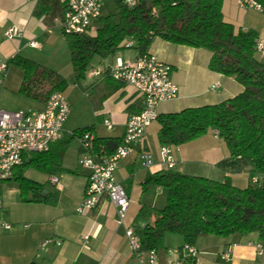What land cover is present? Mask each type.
I'll return each mask as SVG.
<instances>
[{"label": "crops", "instance_id": "1", "mask_svg": "<svg viewBox=\"0 0 264 264\" xmlns=\"http://www.w3.org/2000/svg\"><path fill=\"white\" fill-rule=\"evenodd\" d=\"M36 4L37 0H0V63L12 62L13 57L18 55L56 70L62 76L63 73H72L68 46L58 23L61 17L55 15L52 20L48 16H36ZM222 14L223 19L231 23L236 30L250 29L255 31L258 37L264 36V11L241 7L236 0H222ZM9 27L21 28L22 35L7 39L4 31ZM94 33L95 29L88 32L89 35ZM30 40L36 41L37 47L30 46ZM148 52L171 65V80L178 88L176 98L157 105L158 114L218 103L242 91V85L234 77L208 67L211 53L207 49L154 38ZM137 56L138 53L133 47L117 50L109 59L100 61L101 74L98 76L91 74V70L95 69L91 64V69L89 68L86 74L88 73L87 84H90L94 91L90 97L97 100L92 105L96 122L71 123L70 110L63 123L62 134L65 130L72 129V132L80 127L93 126L98 136H123L128 117L142 108V97L132 86L113 81L104 72L117 59L131 61ZM7 77L9 78L8 73L6 82ZM214 83L218 85L211 89ZM6 85L0 94L6 93ZM43 105L37 103L36 109L41 110ZM104 119L111 121L110 129L104 125ZM98 121L110 134L102 135L98 132ZM159 127L157 120L151 122L141 140L133 145L132 153L117 163L116 177L129 197L124 224L117 222L116 207L108 200H104L86 215L76 212L88 175V170L84 167L81 173H74L69 169L66 173L48 174L47 183H41L44 185L43 194L47 198L46 201L24 202L21 200L17 184H14L16 191L15 187L5 183L1 195L3 212L0 220L10 224V228H0V264H28L31 261L40 264H135L125 228L135 223L142 205L154 207L159 196L145 193L151 186L142 185L151 174L166 169L159 157ZM76 140L73 148L74 152L77 151L74 153L75 157H78V152L81 151L80 141ZM171 149L175 163L171 169L175 171L218 181L229 178L239 187L252 183L254 179V175L248 171L223 169L216 165L229 155L226 143L216 130L209 129L193 140L177 146L171 145ZM141 153L152 155L154 165L148 169L143 168L139 159ZM73 169L78 170L77 165ZM53 175L59 177L60 185L50 181ZM155 189L159 190L161 187L155 186ZM84 236L87 238L84 239ZM47 239L52 241L42 246ZM56 241H59V244ZM257 241V235L254 233L243 236L232 234L227 237L199 236L194 244L197 250L195 264H264V244L260 254L255 247ZM183 244L181 235L165 233L157 250L159 260L179 258L180 252L173 250L179 249ZM226 250L230 252L228 260L222 256Z\"/></svg>", "mask_w": 264, "mask_h": 264}, {"label": "trees", "instance_id": "2", "mask_svg": "<svg viewBox=\"0 0 264 264\" xmlns=\"http://www.w3.org/2000/svg\"><path fill=\"white\" fill-rule=\"evenodd\" d=\"M111 1L116 13L100 15L93 35L62 32L74 80L85 77L94 57L113 55L127 48V41L133 42L138 54L148 52L154 38L207 49L211 53L208 67L234 77L242 85V91L218 103L158 114V142L177 146L209 129L216 130L229 152L216 165L248 171L255 178L239 187L229 178L218 181L167 168L151 174L142 185L164 188L165 204L162 208L147 205L139 208L131 227L141 249L158 250L165 233L181 235L184 243L191 245L202 235L227 237L254 233L257 242L264 244V62L256 57L257 33L250 29L236 30L226 22L222 0H134L132 5L124 0ZM260 2L264 7V2ZM64 11L65 5L60 0H37L38 17L48 16L53 20L55 15L62 17ZM12 63L22 70L17 91L37 103L44 104L52 93H63L67 86L65 77L58 71L34 60L16 55ZM121 138L98 136L93 126L77 128L67 136L62 134L46 151L26 153L22 163L4 180L17 184L22 201H46L44 185L26 177V167L54 174L62 170L65 150L74 139L80 141L82 152L107 157L121 144ZM84 141L87 148L82 146ZM188 264H195V260Z\"/></svg>", "mask_w": 264, "mask_h": 264}, {"label": "built area", "instance_id": "3", "mask_svg": "<svg viewBox=\"0 0 264 264\" xmlns=\"http://www.w3.org/2000/svg\"><path fill=\"white\" fill-rule=\"evenodd\" d=\"M65 5L63 16L58 20L61 31L64 33L88 34L95 29V22L100 16L101 5L104 0H61ZM239 6L256 11H262L260 0H236ZM132 5L134 0H124ZM22 35V29L9 27L4 31L7 39ZM29 45L37 47V42L29 41ZM126 47H132L133 42L127 41ZM255 52L264 55V36L255 40ZM172 67L170 64L161 61L150 52L138 54L131 61L117 59L115 63L106 70L107 76L116 82L132 86L142 97V108L138 113L130 115L126 121L125 131L121 138V144L107 157H100L97 154L83 152L80 164L88 170L84 193L76 212L86 215L96 209L104 200L113 203L117 211V222L124 224L129 197L116 177V167L119 160L129 156L133 151V145L140 141L146 127L157 119L156 110L160 102L171 100L178 95V88L171 80ZM8 66L0 63V91L5 85ZM91 74L98 76L101 72L92 69ZM217 83L211 85V89L217 87ZM70 111V105L62 92H54L44 103L41 110L28 109L25 112H8L0 109V181L12 174L14 167L20 165L26 153L43 152L48 150L50 144L62 135V126ZM107 128L112 127L108 119H104ZM88 138V134L84 135ZM83 148L88 143H82ZM159 157L167 169L174 166L171 145H161ZM143 168H150L154 165V158L147 153L139 155ZM53 184L60 185L59 177L51 176ZM255 181V178L253 179ZM0 201V209H1ZM0 228L8 229L10 224L0 220ZM125 235L135 264H188L195 260L197 250L194 245L184 243L179 249L180 257L176 259H165L160 261L157 250L144 251L138 236L132 227L125 228ZM84 239L87 236L83 237ZM52 239L43 242L45 246ZM59 244V241H56ZM255 247L258 253L262 252V243L256 242ZM224 259L230 257L229 250L222 253ZM131 264V263H130Z\"/></svg>", "mask_w": 264, "mask_h": 264}, {"label": "rangeland", "instance_id": "4", "mask_svg": "<svg viewBox=\"0 0 264 264\" xmlns=\"http://www.w3.org/2000/svg\"><path fill=\"white\" fill-rule=\"evenodd\" d=\"M115 13H116V8L113 2L111 0H104L101 5L100 15L105 16L108 14H115ZM256 57L260 61L264 62V55L256 53ZM109 58L110 56L105 57V58H101L97 56L94 57V59L91 62V64H93L94 66L92 68L99 70L100 61L104 59H109ZM6 65L8 66L9 78L7 77L8 78L7 82L5 80V84H7L6 93L0 94V109L6 110L8 112H14V113L25 112L29 108L36 109L37 108L36 101H34L33 99L17 91L21 83V72H22L21 69L15 64H13L12 62H7ZM89 68L91 69V67ZM63 76H65V79L67 81V86L63 93L68 103H70L71 105L70 107L71 117L69 119V122L71 123L81 122L83 124L84 123L91 124V123L96 122L95 116L93 115L92 105L93 103L97 102V100H95V97L93 99H91L90 97L94 93V91L91 89V85L87 84L88 73L85 75L83 79L79 81L74 80L73 73L71 72L63 73ZM97 127L99 128L98 132L100 134L102 135L110 134V131H107L106 128L101 125L100 121H98ZM71 130L72 129L65 130L63 134L67 136L68 135L67 133L68 132L70 133ZM112 132L113 131H111V133ZM73 141L69 142L67 145V150L65 153L64 161L62 163L63 167H62V170L58 172L66 173V172H69V169H70V171L72 170L71 172L81 173V171L83 170V166L80 164V161L83 158V152L82 151L78 152V157H75V154L77 153V151L74 152L73 147L74 145H76L77 140L74 139ZM76 165L78 167V170L73 169L74 166ZM24 173L26 177L34 181L44 183V184L47 183L46 179L48 178V174L46 172L36 170L28 166L25 168ZM2 183L3 184H0V201H1V195L3 193V189L5 187V183L6 184L9 183L8 185L10 186L12 185L11 187H15L17 191V188L14 185L15 182L4 180ZM145 193L147 194L151 193V195L155 194L156 196L159 195L157 196V200L153 205L155 208H162L164 206L165 196H166V190L164 188L156 190L155 186H151L149 191H146ZM1 204H2V201H1ZM2 212H3V209H0V215H2L1 214Z\"/></svg>", "mask_w": 264, "mask_h": 264}]
</instances>
